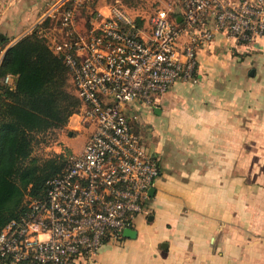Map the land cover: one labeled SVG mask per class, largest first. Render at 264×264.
Masks as SVG:
<instances>
[{"label":"built area","instance_id":"built-area-1","mask_svg":"<svg viewBox=\"0 0 264 264\" xmlns=\"http://www.w3.org/2000/svg\"><path fill=\"white\" fill-rule=\"evenodd\" d=\"M119 2L98 12L86 34L75 29L71 0L45 13L61 36L44 37L71 74L77 113L95 129L47 181L46 196H28L25 214L2 229L0 264H90L106 243L122 241L150 212L160 173L124 104L152 105L176 81L197 82L198 51L218 34L236 48L264 37V0H169L148 14ZM0 84L12 87L13 75Z\"/></svg>","mask_w":264,"mask_h":264},{"label":"crops","instance_id":"crops-1","mask_svg":"<svg viewBox=\"0 0 264 264\" xmlns=\"http://www.w3.org/2000/svg\"><path fill=\"white\" fill-rule=\"evenodd\" d=\"M62 1L0 0V64L34 30L61 36L59 26L41 25ZM96 1L88 16V0H71L79 33L108 12ZM197 76L155 104H124L160 173L150 212L134 219L136 236L106 243L90 264H264V37L236 48L218 34L198 51ZM64 129L46 150L80 153L95 125L74 113Z\"/></svg>","mask_w":264,"mask_h":264},{"label":"trees","instance_id":"trees-1","mask_svg":"<svg viewBox=\"0 0 264 264\" xmlns=\"http://www.w3.org/2000/svg\"><path fill=\"white\" fill-rule=\"evenodd\" d=\"M96 2H90L93 8ZM47 24L54 22L47 19L41 26ZM8 74L13 75L14 85L0 84V233L25 214L28 196H46L47 181L69 162L64 153L34 157L36 136L65 127L82 105L71 89L68 68L37 30L5 53L0 78Z\"/></svg>","mask_w":264,"mask_h":264},{"label":"rangeland","instance_id":"rangeland-1","mask_svg":"<svg viewBox=\"0 0 264 264\" xmlns=\"http://www.w3.org/2000/svg\"><path fill=\"white\" fill-rule=\"evenodd\" d=\"M104 1H106L109 5L115 4L116 2V0H104ZM119 1H121L123 4L128 5V6L134 5L136 8L138 7L139 4H142L143 7L140 6V9L143 10L146 14H148L147 12H149L150 9L153 8L154 6L156 5L162 6L160 0H156V2H154V0H119ZM168 2L169 0H166V3ZM88 6H90L91 8L84 9L87 11H84L83 15L89 16L91 14V10H93L92 8L93 6H91L90 3H88ZM54 24L52 27H55ZM85 25L87 26V24ZM71 89L74 93H76V89L74 88L73 84L71 85ZM64 128L65 127L55 128V129H51L48 132H44L41 134L39 133L35 138L33 156L40 158V159H46V158L55 156L57 153H55L53 149L46 150V147L48 146L53 147V145L56 144L57 140H60L62 136H65L67 131ZM69 154H72V153L70 152L68 153V151L65 149L64 155L68 156Z\"/></svg>","mask_w":264,"mask_h":264},{"label":"water","instance_id":"water-1","mask_svg":"<svg viewBox=\"0 0 264 264\" xmlns=\"http://www.w3.org/2000/svg\"><path fill=\"white\" fill-rule=\"evenodd\" d=\"M9 48H10V47H9ZM9 48H8V49H9ZM8 49H7V50H8ZM6 52H7V51H6ZM154 193H155V188L152 187V188L150 189V195L153 196ZM124 235L127 236V237H134V236H136V231H135L133 228H126V229L124 230Z\"/></svg>","mask_w":264,"mask_h":264}]
</instances>
